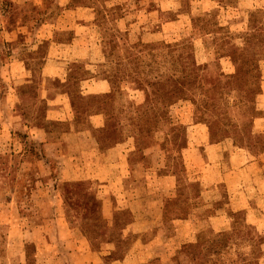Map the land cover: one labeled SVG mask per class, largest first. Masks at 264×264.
I'll return each instance as SVG.
<instances>
[{
    "label": "rangeland",
    "instance_id": "rangeland-1",
    "mask_svg": "<svg viewBox=\"0 0 264 264\" xmlns=\"http://www.w3.org/2000/svg\"><path fill=\"white\" fill-rule=\"evenodd\" d=\"M263 95L264 0H0V264H117L133 235L100 215L114 147L137 148L124 174H173L169 222L196 206L184 195L197 177L219 178L229 144L264 149ZM91 115L105 134L63 140ZM216 141L227 142L221 164L187 169L183 148ZM216 194L227 200L223 185ZM198 215L176 264H264L263 227L243 211L229 209L231 227L216 234Z\"/></svg>",
    "mask_w": 264,
    "mask_h": 264
},
{
    "label": "crops",
    "instance_id": "crops-1",
    "mask_svg": "<svg viewBox=\"0 0 264 264\" xmlns=\"http://www.w3.org/2000/svg\"><path fill=\"white\" fill-rule=\"evenodd\" d=\"M84 78L81 79L84 80ZM86 85L90 84L86 83ZM97 85L99 84L95 83L90 86ZM83 88V85H79L74 94L75 105L79 108L83 107L84 93L80 91ZM260 101L264 106V95ZM83 120L87 124L86 129L67 131L62 135L63 140L71 138L81 143V137H88L89 140L94 141L97 136L107 132L94 130L95 133L89 123L94 121L95 125H101L104 121L103 116L91 115L90 119L86 117ZM188 132L187 136L192 134L191 129ZM40 135L38 131L36 136ZM226 144L227 142L224 145ZM224 145L223 142L216 141L203 144L201 149L194 146L183 148L189 156L187 169L208 171V167L221 164L219 162L224 158L222 154ZM126 146H120L119 149L114 147L118 157L102 163L101 169L104 170L100 174L103 179H100L102 182L99 185L102 188L101 191L105 193L101 197L103 205L100 215L107 219L106 226H116L120 222L123 238L133 235V240L125 249V255L117 264H152L153 261H157L158 264H176L172 253L184 244L197 241L203 226L202 219L198 215L200 212L203 213L209 228L215 234L225 232L229 226L231 227L228 220L229 209L243 211L245 221L251 227L257 230L263 227L264 231V149L254 154L241 147L235 148L232 143L229 144V161L224 167H217L219 178H209L206 183L203 182L204 179L197 177L198 192L184 195L188 200L193 198L196 206L185 205L187 210L182 215L174 216L169 222H164L166 203L175 196L177 180L173 174L166 172L156 177L155 184L150 183L147 180L146 171L151 170L152 167H143L140 164L144 171L142 176L137 173L124 174V169L129 168L127 159L130 152L137 150L135 145H132V148ZM114 160L117 161L119 172L117 175L111 168H107L110 167L111 162H116ZM158 166L162 167V165ZM221 185L227 192V200L224 202H222L221 194H216ZM107 248L112 250L114 245L110 243ZM83 260L97 264V259L94 257L88 256Z\"/></svg>",
    "mask_w": 264,
    "mask_h": 264
}]
</instances>
